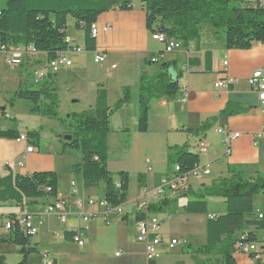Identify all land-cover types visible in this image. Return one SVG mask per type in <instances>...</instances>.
Segmentation results:
<instances>
[{"label":"crops","instance_id":"obj_1","mask_svg":"<svg viewBox=\"0 0 264 264\" xmlns=\"http://www.w3.org/2000/svg\"><path fill=\"white\" fill-rule=\"evenodd\" d=\"M123 1L107 0V10L99 15L95 23L99 27L109 25L112 29L99 31L91 50L86 48L84 30L71 31L69 16L67 17L65 41L69 42L70 46L83 48L81 52L67 51L66 58L71 64L61 66L54 72L59 107L70 111L67 116L77 112L75 108H80L79 111L93 108L98 85H103L107 92V104L112 106L121 97L124 86L135 88L141 71L154 72L146 61L162 51L156 52L155 40L151 38V33L146 28L145 7L141 0L136 5L130 0V8L123 10L119 7ZM95 53L105 54V62L95 63L93 61ZM161 57L162 63H175L177 68L182 70L180 90L170 96L151 100L148 130L146 132L137 130V97L116 111L109 120L108 170L116 174L119 171H126L129 178L142 174L143 178L138 185L137 194L130 196L128 194L121 206L122 216L114 220L110 217L108 224L103 215L105 209L99 205V202L104 201L103 185L85 189L82 176L72 171V166L80 162V154H76L73 157L75 160L66 166L63 164L62 159L71 153L70 149L63 147L65 127L56 119L32 112L33 105L29 101L25 104L26 111L31 115L25 117L29 125H26L21 117L24 114H20L16 108L26 100L13 98L9 99L8 105H0V130L15 131L19 135H27L29 131L39 134L38 146L34 145L35 150L32 152L26 151L27 146L32 144L29 140L18 141L0 137V177L9 172L20 175H31L41 171L56 172L58 196L69 213L67 224L84 240L83 245H79L73 239L65 237V232L69 231L68 225L62 223L56 215L47 214L45 211L51 199H24L22 203L0 202V215L3 217L16 215L24 208L32 214V223L38 227V233L34 235L36 239L30 241L36 245L38 251L41 242L46 241L53 245L60 244L61 247L71 244L79 247V255L72 259L74 264H194L188 254L174 251L175 246L168 248L167 242L176 237H166L160 231V227L163 242L160 245L162 255L159 259L146 261L144 244L136 241L137 214L141 212L138 205L144 193L152 190L159 179L171 171L172 168L167 165L169 148L174 145H186L189 151L199 155L201 166L207 167V164L226 156L227 171L230 164H242L248 166L249 176L254 174L255 177L259 173L256 167L261 156L264 161V136L259 137L264 123V112L256 93L251 91L246 79L255 70L264 68V42H254L246 49L228 48L224 41L215 39L210 29L205 28L199 39L182 45L173 52L163 53ZM223 61L228 62L226 71L222 70ZM46 62L44 53L25 56L23 64L17 66L20 73L19 81L14 84L12 90L15 91L23 83L29 87L40 83L42 79L37 81L33 71L46 68ZM112 65L115 67L111 68ZM170 71L175 75L177 70L174 68ZM225 76L238 78L240 82L229 89L216 88L215 83ZM229 105L236 112L230 115L223 114V110ZM6 114L9 118L5 117ZM206 121H209L211 126L204 133L192 134L186 131L197 129ZM220 127L240 133L238 138L231 140L228 154L226 150L224 151L222 143L224 135L216 131ZM199 140L206 144V151H201ZM143 149L150 153V157L147 158L150 164L145 162L143 165L139 161ZM147 165H150V171L145 170ZM210 173L211 171L200 181L190 178L187 190L169 192L152 202L173 199L176 201L174 210H167L163 214L168 215L170 219L185 218L187 216L182 214L184 213L182 205L190 198L189 192L215 180L209 176ZM113 179L118 182L117 176ZM76 200L81 201V207L75 204ZM89 200L94 203L89 204ZM207 200L209 207V202L215 201L216 197ZM84 214H90L92 218L84 221L82 219ZM152 214L160 223L162 222L158 216L162 213ZM219 214L209 212L207 215L194 216L201 218L206 228L207 218ZM40 221L42 224L39 225ZM56 221L59 224L57 227ZM110 223L115 225L116 233L109 232ZM118 227L132 229L130 245L127 246V242L122 241L115 249L113 247L108 249L106 247L108 241L122 239ZM8 237L9 231L0 226V240H3L0 247L10 243L7 241ZM103 242L105 244H102ZM117 252L119 255H116ZM233 256L236 260V255ZM29 258L30 255L28 260ZM54 263L58 264L57 260H54Z\"/></svg>","mask_w":264,"mask_h":264},{"label":"trees","instance_id":"obj_2","mask_svg":"<svg viewBox=\"0 0 264 264\" xmlns=\"http://www.w3.org/2000/svg\"><path fill=\"white\" fill-rule=\"evenodd\" d=\"M145 7V25L150 33L161 31L187 45L199 39L203 29L208 28L217 40L225 42L228 48L246 49L254 42H264V7L251 5L246 0H141ZM120 9H129L130 0H124ZM107 10V0H8L0 8V44L6 47L33 45L46 54V61L54 60L61 51L68 48L65 41L67 17L75 20V28L84 30L85 45L94 48L95 38L91 35V25L99 15ZM158 54H162L159 52ZM150 59V58H149ZM152 65L151 60L146 61ZM176 74H171V69ZM54 72L48 71L40 83L32 87H19L10 99L19 98L32 103V112L50 119H59V97L54 86ZM182 70L175 63H162L153 73L141 71L135 88L124 86L121 97L112 105L107 104V92L102 84L96 91L95 105L91 109L72 112L67 116L66 134L71 135L63 147L78 150L79 163L72 166L75 174H80L85 189L96 188L103 183L104 200L115 208L125 203L129 191V175L126 171L117 173L115 182L108 170V146L110 117L137 95V130H148L149 108L152 99L162 98L180 90L179 78ZM236 112L231 105L223 114ZM211 126L204 122L197 129H187L192 134L204 133ZM15 131L0 130L1 138L16 139ZM28 140L38 146L39 134L27 133ZM167 165H177V174L192 170L200 163L197 153L186 145L169 148ZM230 177L218 178L195 191L182 205V211L193 215L209 214L208 198L224 199L225 211L207 218L206 242L199 249L205 259L194 264H212L216 255L222 256V264H237L233 256V246L240 232H248L253 240L255 234L250 227L264 228V220L254 219V196L264 193V175L257 174L252 179L243 177L241 171L228 167ZM143 178L139 174V180ZM58 178L54 171L34 172L31 175L9 174L0 177V202L22 203L24 199H56ZM49 187L50 190H45ZM176 201L163 199L149 203V213H163L174 210ZM143 212L137 214L140 220ZM74 232L66 231L65 237L72 239ZM31 236L25 235L18 227L9 231L8 242L19 246L21 256L18 264H27L29 255L37 253ZM196 254V252H194ZM0 255V264H5Z\"/></svg>","mask_w":264,"mask_h":264},{"label":"built area","instance_id":"obj_3","mask_svg":"<svg viewBox=\"0 0 264 264\" xmlns=\"http://www.w3.org/2000/svg\"><path fill=\"white\" fill-rule=\"evenodd\" d=\"M251 5H260L264 7V0H246ZM112 29L109 25H103L101 27L98 26L97 23H93L91 25V35L92 37H96L99 31H110ZM151 38L161 44H163L164 48L163 53H170L182 47V42L177 40L174 37L168 36L166 33L161 31H156L151 33ZM67 42V41H66ZM68 48L64 51H61L58 56L51 60L50 62H46V68L34 70L33 74L36 77V80L39 81L44 78L48 71L56 72L61 66H69L71 64L70 60L66 58V53L69 50H73L76 52L83 51V48L77 46H70V43L67 42ZM0 53L4 55L5 63L10 67L21 66L24 62L25 56L27 55H38L41 54L33 45L27 46H13L6 47L3 44H0ZM162 54H154L150 57L152 62H158L159 58ZM106 60V55L103 53H95L93 61L95 63H103ZM227 61H223L222 70H227ZM115 65H112L111 68H114ZM240 80L238 78L225 76L219 79L215 83L216 88L229 89L231 87L239 84ZM246 82L251 89V91L255 92L257 98L260 102V106L264 112V68H260L255 70L247 79ZM6 118H9V115L6 114ZM218 133L223 134L224 138L222 143L225 147L226 153L230 152V143L234 138H238L240 136L239 132H232L226 127H220L216 130ZM264 136V123L262 127V132L259 137ZM16 140L18 141H28L27 135H19ZM198 145L201 151H206L207 146L204 141L199 140ZM35 150V146L33 144H29L26 148L27 152H32ZM146 163L149 164V160H146ZM148 171L151 170L150 165L146 166ZM209 169L205 166H201L200 164L196 165L192 170L183 173V174H173L171 171L162 176L158 183L154 186L152 190L146 191L144 193L143 199L141 200L139 206V210L144 213V216L138 220L136 225V241L144 244V255L146 261L159 259L162 255V250L160 249V245L163 242V237L159 232L160 220L154 216L152 213L147 211V206L153 200L157 198H161L165 196L169 192H177L180 190H187L190 184V178H194L196 180H202L205 175L209 174ZM74 184L73 182L71 183ZM45 190L49 191L50 188L46 187ZM89 204H93L92 200L88 201ZM75 204L78 207H81V201L76 200ZM99 205L104 207V217L106 218V223H109V218L112 216H122V208L121 206L112 208L107 205L104 201L99 202ZM47 214L56 215L59 220L67 224L69 213L65 209L64 202L57 195L56 199H51V202L46 206ZM257 218L264 220V211L262 209H257L256 211ZM92 218L90 214H84L82 219L84 221H89ZM42 224V221L39 222V225ZM68 225V224H67ZM0 226L7 231H12L16 227H18L25 235L34 236L38 233V227L32 223V214L26 209H22L16 215H9L3 217L0 215ZM68 230L74 232L72 239L79 245H83L84 240L82 237L77 234L76 230L68 225ZM255 234V233H254ZM181 240L172 238L167 242L168 248H173ZM233 250L239 253H244L253 257L256 261V264H264V234L260 240L257 239L256 235L253 240L249 238L248 232H240L236 237ZM119 255V252L116 253Z\"/></svg>","mask_w":264,"mask_h":264},{"label":"rangeland","instance_id":"obj_4","mask_svg":"<svg viewBox=\"0 0 264 264\" xmlns=\"http://www.w3.org/2000/svg\"><path fill=\"white\" fill-rule=\"evenodd\" d=\"M8 0H0V8L4 7L6 2ZM140 0H132V3L136 5L139 3ZM69 22H70V27L69 29L71 31L75 30V25H74V19L69 16ZM156 45V52L158 51H163V44L155 41ZM21 46V45H19ZM159 53V52H158ZM156 53V54H158ZM166 55V54H165ZM162 58V57H161ZM160 58L158 63H152L150 68L155 72L159 69L160 65L162 64V59ZM19 76L20 73L18 71V67L13 68L9 67L4 60V56L0 53V105H8V101L11 97V95L14 93L13 86L14 84L19 81ZM181 77L179 78V80ZM21 87H29L28 84H22L20 85ZM19 86V87H20ZM18 87V88H19ZM17 88V89H18ZM15 89V90H17ZM137 97L136 93L133 95V100H135ZM29 103V102H28ZM27 101H22L19 105H17V110L20 114L22 115L23 121L26 123V125H29L28 122L26 121L25 117H29V113L26 111V106L25 104H28ZM77 112L79 111L80 108H75ZM59 112V119L58 122H60L61 126L65 127L68 124V119H67V113L68 111H65V108H60L58 109ZM10 121V120H7ZM24 125V124H23ZM65 136V135H64ZM63 136V137H64ZM216 137V136H215ZM64 140V138H63ZM65 141V140H64ZM128 144V142H127ZM146 149H143V151L140 152L139 155V161L141 164H145V160L150 157L149 151H145ZM225 151V149H224ZM69 153L70 155H66L62 161L64 166H66L68 163H71L75 158L76 154H80L78 150L75 149H70ZM147 153V154H146ZM81 156V154H80ZM203 159V157H202ZM168 163V162H167ZM150 164V163H149ZM170 168L173 170L174 164L169 165ZM207 168L211 171L210 177H214L215 179L218 178H225V177H230L231 174L230 172L227 171V161H226V156L222 157L220 160L212 163V164H207ZM230 167L236 169L237 171H241L242 175L246 179H252L254 178V174L252 176H249V171L247 168L248 166L242 165V164H230ZM257 170L260 174L264 175V161L263 157L261 156V159L259 163L257 164ZM147 170V169H145ZM144 173V172H143ZM112 177L115 178L117 174L115 172L111 173ZM81 176V175H80ZM100 187H102L103 183L101 182ZM98 185V186H99ZM138 185H140V180H139V174L137 176H132L129 178V191L128 194L133 195L137 194L138 191ZM102 189V188H101ZM128 196V195H127ZM253 204H254V209L257 211V209H262L264 211V193L258 194L254 196L253 198ZM225 211V204L223 202L222 198L216 197V200H212L209 202V212L210 213H224ZM184 216H187L185 218L183 217H176L174 219H170L165 214H159V218L162 220L160 223V231L164 233V235L168 238L176 237L177 239L181 240L180 243H178L175 246L174 251H178L179 253H183L185 255H189L191 258L195 256L198 261H201L205 259V255L202 254V252L199 251L200 248H202L205 245L206 242V228L205 225L202 222L201 218H197L193 214H186L182 213ZM69 217V216H68ZM118 216H112L110 219L114 220ZM69 219V218H68ZM254 219L257 218V214L255 212ZM109 220V219H108ZM110 222V220H109ZM56 227L59 226L58 221L55 222ZM109 227V232L111 233L112 231H115L116 233V227L113 225V223H110ZM251 230L255 233L256 237L258 240H260L264 234V228L262 227H250ZM118 232L121 235V240L119 239H112L111 241H108V245L106 247L109 249L115 247L117 245H120L119 242L126 243L127 246L130 245V241L132 238V229L129 227H118ZM239 234H237L238 236ZM112 237V235H110ZM44 238V237H43ZM30 239H36V236L30 237ZM0 242H3V240H0ZM102 244H105L104 242ZM104 247V248H106ZM76 245H68L65 247H61L60 244H55L53 245L50 242L42 241L39 250L37 253H33L30 255V258L28 260L27 264H55L54 260H57L58 264H74L73 258L77 257L79 255V251ZM19 246L15 244H8L7 246L0 247V255H4L5 259V264H18V262L21 259V256L18 252ZM196 252V254L194 253ZM233 254L236 255V262L237 264H256V261L253 259L252 256L244 254V253H239L233 250ZM193 259V258H192ZM222 256L216 255L212 259V264H222L221 262ZM194 261V259H193Z\"/></svg>","mask_w":264,"mask_h":264},{"label":"bare ground","instance_id":"obj_5","mask_svg":"<svg viewBox=\"0 0 264 264\" xmlns=\"http://www.w3.org/2000/svg\"><path fill=\"white\" fill-rule=\"evenodd\" d=\"M178 170H179V168H178V166L177 165H174L173 166V174H177V172H178Z\"/></svg>","mask_w":264,"mask_h":264},{"label":"water","instance_id":"obj_6","mask_svg":"<svg viewBox=\"0 0 264 264\" xmlns=\"http://www.w3.org/2000/svg\"><path fill=\"white\" fill-rule=\"evenodd\" d=\"M63 138L65 141H69L71 139V135L65 134V136Z\"/></svg>","mask_w":264,"mask_h":264}]
</instances>
